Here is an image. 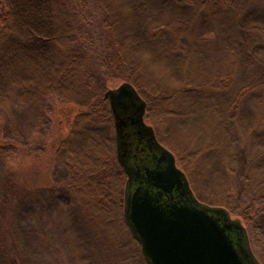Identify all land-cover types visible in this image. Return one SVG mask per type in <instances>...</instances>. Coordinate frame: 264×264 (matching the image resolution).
I'll return each instance as SVG.
<instances>
[{"label":"trees","instance_id":"obj_1","mask_svg":"<svg viewBox=\"0 0 264 264\" xmlns=\"http://www.w3.org/2000/svg\"><path fill=\"white\" fill-rule=\"evenodd\" d=\"M89 14L105 33L98 61L82 22ZM108 77L135 89L143 120L199 202L246 223L264 214V0H0V106L10 111L12 93L43 126L44 99L76 107L54 162L65 170L77 236L102 264H149L124 215L128 174L111 132ZM13 152L0 145V215L8 221L0 264H48L17 210L48 203L57 187L3 198L1 163ZM238 192L249 196L241 208ZM255 231L263 240L264 230Z\"/></svg>","mask_w":264,"mask_h":264},{"label":"water","instance_id":"obj_2","mask_svg":"<svg viewBox=\"0 0 264 264\" xmlns=\"http://www.w3.org/2000/svg\"><path fill=\"white\" fill-rule=\"evenodd\" d=\"M104 96L114 116L118 158L128 174L124 215L149 264H258L239 220L231 219L224 208L194 197L174 156L157 142L151 126L143 120L144 103L132 85L121 83L107 89ZM134 125L159 153L157 167L142 168L143 185H151L152 193L140 186L131 193L128 190L129 180L141 176L132 155ZM173 189L179 192L177 201L169 196ZM162 194L168 196L167 201L161 202Z\"/></svg>","mask_w":264,"mask_h":264},{"label":"rangeland","instance_id":"obj_3","mask_svg":"<svg viewBox=\"0 0 264 264\" xmlns=\"http://www.w3.org/2000/svg\"><path fill=\"white\" fill-rule=\"evenodd\" d=\"M89 16H91L90 22H82L88 26L95 39L91 52L94 61H98L105 33L101 30L95 15L89 14ZM103 80L107 89L117 86L123 79L108 77ZM43 113L47 118L44 126L33 107L18 102L12 93L10 111L0 106V145L15 146V152L5 156L1 163L3 198L7 196V199H11L15 194L21 197L23 192L39 186H56L57 194L48 203L21 204L17 210L19 226L33 246L44 255L48 264H102L96 252L77 236L71 207L65 198L67 187L65 170L54 162L55 147L59 139L69 131L77 109L63 100L48 97L43 101ZM11 118L14 120L15 131ZM111 130L113 134L114 127ZM239 154L238 179L241 177L243 166L240 151ZM261 168L264 170V160ZM196 188L199 191L195 186ZM19 191L22 192L19 194ZM234 198L239 208L249 200L248 195H242L240 192L235 193ZM1 203L4 209L6 201L1 200ZM229 216L231 219H238L235 214ZM239 222L244 228L250 253L258 264H264V239L259 241L255 231V228L264 230V214L249 223L242 220ZM7 225L8 221L4 213H1L0 228L6 230Z\"/></svg>","mask_w":264,"mask_h":264},{"label":"flooded vegetation","instance_id":"obj_4","mask_svg":"<svg viewBox=\"0 0 264 264\" xmlns=\"http://www.w3.org/2000/svg\"><path fill=\"white\" fill-rule=\"evenodd\" d=\"M135 126V125H134ZM132 128V134L135 138V144L133 147V153L132 155L135 157L136 159V166L139 167V169H141V176H139L138 178H135V181H130L128 183V190L131 193L134 188L140 186V189L145 187L146 189H148L150 191V193L154 192V188L150 185L149 187H147L146 185H143V179H142V168L143 167H150V168H154L157 167V158L159 157V153H157L154 148L148 143L146 142V136L145 134H143L141 131H138V128L135 126ZM157 140V139H156ZM158 142V141H157ZM132 143V142H131ZM159 165V163H158ZM173 197V201H177L180 199V195L178 191H174V189L172 190V192L170 193L169 196ZM168 200V196L163 195L161 197V202L162 201H167ZM235 235V234H234ZM237 235V234H236Z\"/></svg>","mask_w":264,"mask_h":264}]
</instances>
